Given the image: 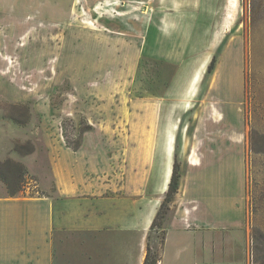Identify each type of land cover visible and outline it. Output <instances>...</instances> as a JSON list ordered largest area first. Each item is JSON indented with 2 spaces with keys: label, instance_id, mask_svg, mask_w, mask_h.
Segmentation results:
<instances>
[{
  "label": "rangeland",
  "instance_id": "1",
  "mask_svg": "<svg viewBox=\"0 0 264 264\" xmlns=\"http://www.w3.org/2000/svg\"><path fill=\"white\" fill-rule=\"evenodd\" d=\"M171 131L177 192L156 224L54 229L47 264H122L101 242H147L143 264L163 242L187 264H264V0H0V169L28 195L71 225L56 180L102 176L131 217L167 195L153 180ZM180 209L204 220L175 228Z\"/></svg>",
  "mask_w": 264,
  "mask_h": 264
},
{
  "label": "crops",
  "instance_id": "2",
  "mask_svg": "<svg viewBox=\"0 0 264 264\" xmlns=\"http://www.w3.org/2000/svg\"><path fill=\"white\" fill-rule=\"evenodd\" d=\"M161 150L160 170L153 180L154 183H157L156 192L160 190L163 167L168 157L167 148L162 147ZM174 159L173 152L170 156V164L172 163L173 167ZM191 167L195 171L202 169V165L198 162L191 164ZM56 182L60 192L59 195H75V220L71 222V225L66 218L57 214L54 207L56 202H51L53 198L50 195L45 193H43V196L28 195L25 189L16 195H11L7 184L0 179V264H47L49 242H53L52 231L65 226L74 227L77 232L101 231L108 228L148 230L152 227L158 208L163 200V197L148 201L143 200L141 203L145 207H140L130 217L127 210L120 203V199L109 195L105 196L106 187L110 185L105 181V177L75 174V180L67 187L68 190L64 189L59 180H56ZM95 184L98 185L95 186ZM114 201L117 203L113 204ZM57 202L63 207L62 199H58ZM227 213L232 215L234 212L227 209ZM202 220H204L203 215L180 209L177 212V218L172 222V226L177 228L182 227V225H198ZM101 243L107 249L113 245L119 246L120 248L115 250V253L119 252L122 264H136L138 259L143 264L147 254V242ZM178 247H180V250L183 249L181 243L174 246L173 242H163L157 264L191 263V256H185L183 251L178 252ZM105 251L106 249L104 250L105 257L109 256L110 253L113 254L110 250ZM33 252L36 253L34 257Z\"/></svg>",
  "mask_w": 264,
  "mask_h": 264
},
{
  "label": "trees",
  "instance_id": "3",
  "mask_svg": "<svg viewBox=\"0 0 264 264\" xmlns=\"http://www.w3.org/2000/svg\"><path fill=\"white\" fill-rule=\"evenodd\" d=\"M214 61H215V58H213L210 66H209L210 68L213 66ZM15 149L17 151H19L21 154L26 155L34 149V146H31V148H30L31 150H27V151H24L23 146H19V145L15 146ZM0 165H6V161L0 162ZM19 165L21 167H23L21 163H19ZM24 177H25V173L22 172L20 177H18L17 179H14L12 177L5 175V173L2 172V170L0 169V179H2L7 184L8 190H9L11 195H16L24 189V185H23L24 184L23 183ZM176 184H177V163L175 162L171 182H170L169 188L167 190V195H166L164 201L162 202L161 208L166 207V205L172 201V194L177 192ZM156 219L157 218H155L153 224H156ZM147 256H148V253H147ZM146 259H147V257H146Z\"/></svg>",
  "mask_w": 264,
  "mask_h": 264
},
{
  "label": "bare ground",
  "instance_id": "4",
  "mask_svg": "<svg viewBox=\"0 0 264 264\" xmlns=\"http://www.w3.org/2000/svg\"><path fill=\"white\" fill-rule=\"evenodd\" d=\"M229 2H230V6H232L234 3H235V1H237V0H228ZM229 4V3H228ZM237 7V6H236ZM230 11V10H229ZM233 11H235L234 9L232 10V11H230L231 12V14H232V12ZM226 13V12H225ZM227 14V13H226ZM233 14H235L234 12H233ZM227 16V15H226ZM233 16V15H232ZM232 19V18H231ZM234 19V18H233ZM221 24H222V22H221ZM224 25H226L225 23H224ZM222 26V25H221ZM216 36V35H215ZM221 38V37H220ZM209 57V56H208ZM208 58H206V59H204L203 61H202V65H201V69H199V70H197V72L194 74V78H193V82L195 83V82H198V80L200 79V72L201 71H203V68L207 65V63H208ZM200 68V67H199ZM192 81V80H191ZM198 90V89H197ZM191 93V92H190ZM185 129H186V127H185ZM184 129V130H185ZM166 137H167V140H168V142H167V161H166V167H165V172H164V174H163V178H162V180H163V190H162V192H166L167 190H168V188H169V184H170V182H171V178H172V174H173V165H172V163L170 164V156L173 154V152H174V143L176 142V140H177V137H176V135H175V133L173 132V131H171V132H169L168 133V135H166ZM152 221V220H151ZM149 222V221H148Z\"/></svg>",
  "mask_w": 264,
  "mask_h": 264
}]
</instances>
